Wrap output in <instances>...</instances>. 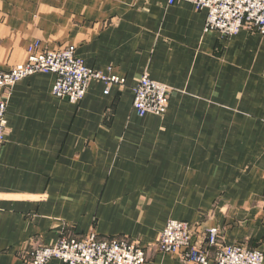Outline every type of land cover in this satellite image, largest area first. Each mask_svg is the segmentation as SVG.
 <instances>
[{
	"label": "crops",
	"instance_id": "1",
	"mask_svg": "<svg viewBox=\"0 0 264 264\" xmlns=\"http://www.w3.org/2000/svg\"><path fill=\"white\" fill-rule=\"evenodd\" d=\"M206 12L168 0H0V71L26 49L73 46L85 66L125 80H91L73 105L53 74L10 92L0 144V264L62 230L125 238L145 264H192L157 244L170 220L212 259L224 246L264 258V35L204 33ZM172 89L164 116L138 117L141 76ZM219 231L207 245L205 231ZM47 264H62L51 260ZM264 264V261H263Z\"/></svg>",
	"mask_w": 264,
	"mask_h": 264
},
{
	"label": "built area",
	"instance_id": "2",
	"mask_svg": "<svg viewBox=\"0 0 264 264\" xmlns=\"http://www.w3.org/2000/svg\"><path fill=\"white\" fill-rule=\"evenodd\" d=\"M191 3L196 10L206 12L204 33L217 32L224 38L236 36L241 29L264 35V0H168ZM38 42L31 44L25 56L27 61L14 66L8 73H0V144L6 136L8 93L21 80L35 74H53L52 95L70 104H79L91 80L101 82L108 94L110 86H123L125 80L110 71L104 74L85 66L72 48L41 52ZM172 89L151 80L146 74L133 88L132 108L138 117L164 116L168 110ZM193 232L189 223L170 220L162 230L157 250L178 254L181 260L192 264H263V254L240 245L224 246L211 259L200 247L191 243ZM207 245H218L219 231H205ZM26 264H47L57 260L62 264H145V251L125 238H100L94 232L83 236L62 230L51 246L37 245L24 253Z\"/></svg>",
	"mask_w": 264,
	"mask_h": 264
},
{
	"label": "rangeland",
	"instance_id": "3",
	"mask_svg": "<svg viewBox=\"0 0 264 264\" xmlns=\"http://www.w3.org/2000/svg\"><path fill=\"white\" fill-rule=\"evenodd\" d=\"M38 42V44H40V42L39 41H37ZM65 48H72L73 49V51L75 52V48L73 47V46H67V47H62V48H59V49H56V50H46V49H43V48H41L42 50H41V52H54V51H59V50H62V49H65ZM28 49V48H27ZM27 49H26V51H27ZM25 51V52H26ZM77 56V55H76ZM78 57V56H77ZM27 61V55L25 56V60L22 62V63H25ZM18 64V63H17ZM17 64H15V65H13L8 71H0V73H3V74H5V73H8L11 69H13L14 68V66H16ZM20 64V63H19ZM12 90H10L9 91V93H8V96L10 95V92H11ZM33 248V247H32ZM32 248H30V249H32ZM24 256V254L22 255V259L25 261L26 260V257H23Z\"/></svg>",
	"mask_w": 264,
	"mask_h": 264
}]
</instances>
